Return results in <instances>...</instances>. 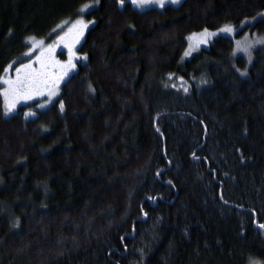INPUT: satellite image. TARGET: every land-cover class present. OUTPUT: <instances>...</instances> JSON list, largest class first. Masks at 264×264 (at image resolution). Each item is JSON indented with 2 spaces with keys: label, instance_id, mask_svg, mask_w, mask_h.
Returning <instances> with one entry per match:
<instances>
[{
  "label": "trees",
  "instance_id": "obj_1",
  "mask_svg": "<svg viewBox=\"0 0 264 264\" xmlns=\"http://www.w3.org/2000/svg\"><path fill=\"white\" fill-rule=\"evenodd\" d=\"M263 10L0 0V264H264V46L249 63L222 35L183 57L190 33ZM58 36L70 71L29 76ZM18 75L60 94L5 114Z\"/></svg>",
  "mask_w": 264,
  "mask_h": 264
},
{
  "label": "rangeland",
  "instance_id": "obj_2",
  "mask_svg": "<svg viewBox=\"0 0 264 264\" xmlns=\"http://www.w3.org/2000/svg\"><path fill=\"white\" fill-rule=\"evenodd\" d=\"M181 1L183 0H179V3ZM179 3H171L169 2V0H164L163 5L179 4ZM137 5L141 8L161 6L160 4L153 2V0H147V2H145L144 4L142 5L137 4ZM87 9H89V6L84 7L83 12L85 13ZM262 18H264V10L259 12L257 15L253 17L246 18L237 27L233 25H225V26H230L233 29L232 32L221 31V29L225 27L222 26L215 30H202V31L190 33L187 37V43L184 48V53H183L184 59L191 58L199 50L209 46L216 37L223 35V36L232 37L235 41V48H234L235 54L236 55L241 54L246 56L249 59V63H251L253 51L258 47L264 46V42H262L264 41V35L259 34L257 30L253 29V27L251 26L256 21ZM87 23H88L87 19L81 15V17L76 18L74 21L68 22L67 23V25L69 24L68 27L64 28L62 32L64 34H67L68 30L74 26L79 28H84L85 25L87 26ZM31 44L33 47L39 48L41 41H38L37 39H32ZM37 59L39 60L40 58L37 57ZM243 73L246 74L247 71H243ZM29 76H33V74H29ZM60 88H61L60 82L42 84L41 86L38 85L36 86V84L33 83L31 88L25 87L19 89H16V87L12 85V87H7V95H5V90L2 89L4 113L11 114L17 109L18 104L31 103L33 100L39 101L35 106L36 109H44L56 100V98L60 94ZM38 93H42V94H38ZM25 95H29L31 98L25 99L24 98ZM10 105L13 107L11 108V111H8V107Z\"/></svg>",
  "mask_w": 264,
  "mask_h": 264
},
{
  "label": "flooded vegetation",
  "instance_id": "obj_3",
  "mask_svg": "<svg viewBox=\"0 0 264 264\" xmlns=\"http://www.w3.org/2000/svg\"><path fill=\"white\" fill-rule=\"evenodd\" d=\"M64 42L65 40L59 36L48 42L49 44L45 47L41 56L36 54L34 58L29 61L28 65H30V67L25 69L27 73L58 74L60 78H64L70 71L73 62L72 54H69L66 48L61 45ZM70 50H72V48H70ZM63 53L66 54L65 58H63ZM37 57L40 59L38 60Z\"/></svg>",
  "mask_w": 264,
  "mask_h": 264
},
{
  "label": "snow or ice",
  "instance_id": "obj_4",
  "mask_svg": "<svg viewBox=\"0 0 264 264\" xmlns=\"http://www.w3.org/2000/svg\"><path fill=\"white\" fill-rule=\"evenodd\" d=\"M132 2H133L134 4L142 5V4H144L145 2H147V0H132ZM153 2L158 3V4H160L161 6H163L164 0H153ZM169 2H171V3H179V0H169ZM120 3L123 4V3H124V0H120ZM86 7H87V6H86ZM78 23H80V22H78ZM85 27H86V25H85ZM221 31H223V32H232L233 29H232L230 26H225L223 29H221ZM262 42H264V41H262ZM24 67H25V68H29L30 65H25ZM16 72H17V74H19L20 69H16ZM4 83H8V84H10V85H11V84H15V85H16V89H19V88H25V87H27V88H31V86H32V82H31V81H27V82H25V81H21V80L19 79V76H18V79H17L16 81H14V82H10V81L5 80ZM14 90H15V89H14ZM38 94H42V93H38ZM50 94H53V93H50ZM5 95H7V89L5 90ZM24 98H25V99H30L31 97H30L29 95H25ZM12 107H13V106L10 105V106L8 107V111H11V108H12ZM61 108H63V105H61ZM261 227H264V225H261Z\"/></svg>",
  "mask_w": 264,
  "mask_h": 264
},
{
  "label": "water",
  "instance_id": "obj_5",
  "mask_svg": "<svg viewBox=\"0 0 264 264\" xmlns=\"http://www.w3.org/2000/svg\"><path fill=\"white\" fill-rule=\"evenodd\" d=\"M258 227H261V225H257Z\"/></svg>",
  "mask_w": 264,
  "mask_h": 264
},
{
  "label": "bare ground",
  "instance_id": "obj_6",
  "mask_svg": "<svg viewBox=\"0 0 264 264\" xmlns=\"http://www.w3.org/2000/svg\"><path fill=\"white\" fill-rule=\"evenodd\" d=\"M146 219V218H145Z\"/></svg>",
  "mask_w": 264,
  "mask_h": 264
}]
</instances>
